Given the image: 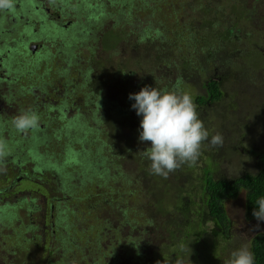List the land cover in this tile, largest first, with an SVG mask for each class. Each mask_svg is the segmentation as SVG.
<instances>
[{
    "label": "trees",
    "instance_id": "16d2710c",
    "mask_svg": "<svg viewBox=\"0 0 264 264\" xmlns=\"http://www.w3.org/2000/svg\"><path fill=\"white\" fill-rule=\"evenodd\" d=\"M193 1L142 0L141 2L138 0L140 7L148 12L145 17H136L139 28L141 23L148 24L153 21L164 25L165 30L159 32L145 25L144 32H141L137 26L133 25V29H130L131 32L120 36L119 44L122 59L112 65L110 69L108 91L113 97H116L117 108L120 106V102L122 108L130 110L129 113L124 115L125 112L120 110L123 113L121 114L117 108H111V105L104 99L103 101L97 100L94 96L89 95V98H82L78 110L70 115V125L72 126L70 129L65 125L62 128L59 127L60 129L56 128L55 123L46 124L50 125L52 129H46L45 125L39 128L40 134L36 138H38L41 146L45 144V151L49 154L55 150V140L58 139L59 135L61 136L62 143L59 145L58 154L65 159L71 154L74 158L72 164H76V170H82L86 159L90 158L88 153L90 150L94 152L97 148L96 145H102V149L105 147L102 142H98L96 139L97 129L99 133L102 132L100 138L102 136L106 138L105 134L108 135V130L113 131V134L108 135L109 138L112 142L124 145L129 153L134 149V145L139 144L134 155L131 156L140 167L138 177L140 182L132 190L136 194L135 200L138 202L141 199L138 189H144L148 195L151 194L148 202L151 205H146L150 213L143 214V221L147 222L150 231L143 228L137 243L121 244L113 238H109L108 242H105L109 232H116V227L112 228L109 221L98 222L91 224L86 233L80 229L82 233L79 235L80 237L76 236L78 237L77 240L71 236L70 241L67 237L63 240L56 239L64 244L62 247L64 252L61 256V263L55 264H116L119 262L125 264H177L178 261H182V264H220V254L232 243L228 237V227L231 221L226 213L225 201L236 199L242 193L244 216L248 220L254 218L253 209L258 207L256 201L264 196V150L252 151L256 164V171L253 173L242 172L236 176L227 177L219 171L215 163L210 160L199 162V158L195 164L182 166L181 169L171 173L166 179L150 174L148 171L150 162L142 158L139 153L150 145L139 142L138 129L142 117L137 116L135 110L131 108L134 101L129 100V94L139 92L145 85L157 87L164 91L187 92V90L183 91L181 81L175 75V81L173 80V72L167 66L168 64L172 65L171 57L163 58L167 51L173 50L175 51L174 55L179 57L181 56L180 52L185 53L186 50H190L189 47L191 46L196 49L200 41L197 35L200 34H203L201 38L205 44L204 39L213 37L215 22L218 18L221 19L225 12L231 18V30L237 26H249L257 39L262 34V28L258 25L264 23V8H260V6H264V0H253L257 5L252 2L248 4L245 0H196V4H193ZM219 1L221 3L226 2L227 7L220 9ZM202 3L209 6H203ZM211 3H216L214 9H212ZM172 8L173 10L170 11ZM124 11L128 12L129 10L126 11L124 7ZM128 13L123 18L131 14ZM169 18H172L173 21V23L170 22L171 29L165 21ZM201 18H206L207 21L208 19L211 20V24L199 26V30L190 33L185 30L186 20H193L197 24L202 23ZM123 25L128 27L130 22L124 21ZM175 25L180 29L179 32L175 30ZM231 30L227 28L226 34L230 36ZM186 34H189L187 38ZM77 44L79 46L84 45L81 42ZM125 45L128 46V50L131 48L134 50L135 57L133 55L131 57L129 53L125 54ZM79 46H77V50H79ZM163 51L164 54L161 55ZM198 57L199 54H191L176 60L182 63H194L191 65V69H193L199 65ZM129 61L132 63H128ZM199 68L201 70V79L199 78V80H201L200 85L203 90H200L202 92L192 96V98L197 106L200 119L209 132L210 139L215 133H220L221 128L230 126L226 114L232 113V106L225 102L220 80L213 74H207L203 67ZM123 74H126L123 80L118 82ZM174 74L180 77L186 76V68L181 66L176 69ZM194 84L198 86L197 83ZM76 86H80L79 83ZM118 89L123 91L122 98H118L116 93ZM74 102L77 104L76 101ZM91 103H94L93 106H89ZM217 116L220 117V123L218 126H214V118ZM90 120L94 122L93 126L90 124ZM64 122L65 120L61 117L59 124L62 125ZM29 132L30 130L26 133ZM57 133L58 136H56ZM119 134L120 136H118ZM122 138L125 140L124 143H121ZM73 143H76L77 146L72 145ZM141 144L144 146L141 147ZM67 145H71V147L63 156L62 148ZM106 145H110V143L108 142ZM202 148H208L211 151L217 149L209 146L207 141ZM15 153L13 150L11 151L14 156ZM105 159L104 156L101 164ZM97 164L99 166L100 161L96 160L95 163L90 161V165L95 168L96 172ZM81 172L79 171V173ZM104 172L106 169L101 170V174ZM140 183L145 187H141ZM125 184L127 187L124 191L128 192L129 185ZM73 185L78 187L80 184L73 183ZM49 190L50 195L55 197L56 186ZM167 195L169 201L165 205L164 198ZM46 203V206L49 207L47 201ZM129 207L131 208V206ZM138 207L140 206H134L133 209L137 210ZM124 209L128 210L127 207ZM61 216L58 215V217ZM61 219L64 221L63 217ZM122 221L127 222L128 218L123 217ZM79 240L85 241V243L80 245L77 242ZM221 242L223 245L219 244ZM33 244L37 248V242ZM55 248L58 251L61 247L56 245ZM20 249V253L15 250L14 252H17L15 254L10 249L15 255L11 259V264H40V258L35 262L28 257L38 253V250L33 249L32 244L29 245L26 241ZM249 249L253 253L254 264H264V231L252 236ZM45 253H41L40 256L45 255ZM18 257H22V259L18 260ZM42 264L52 263L50 260L42 258Z\"/></svg>",
    "mask_w": 264,
    "mask_h": 264
},
{
    "label": "rangeland",
    "instance_id": "374dc122",
    "mask_svg": "<svg viewBox=\"0 0 264 264\" xmlns=\"http://www.w3.org/2000/svg\"><path fill=\"white\" fill-rule=\"evenodd\" d=\"M133 3L129 5H121L126 11L129 10L131 13L126 18L122 17L121 13L117 16L116 10L106 18H104L103 24L100 25V29H95L93 35L85 37L84 41L81 42L84 45L76 49L74 56L71 58V61L68 64L62 62L61 56L54 57L51 52L48 50L43 51L44 57L34 58L33 57L27 61V64L23 62H18V72L22 73L20 76L19 83H24L27 81L24 76V71L31 68V70L39 69L41 67V62L43 60L51 61L45 62L44 67H48V72L39 75V70L28 75L30 81H34L37 85H42L36 87L38 96L37 98H31L30 95L23 94L18 92L11 93L8 109L0 113V126L3 130L2 134L8 133L13 136H18L17 141L23 142L26 138H29L28 145H30V151L28 154L32 155V158L26 159L31 163L30 166L38 165L37 169H42L41 173H34L41 176L42 180L44 178L50 179L49 185L56 186V189H59V195L63 193L67 195V202L65 201L63 205L68 206L69 210H64V221L61 219L67 227L63 230L62 227L58 228L60 233L57 235L58 238L62 239L66 237H74L75 240L80 237L82 233H86L90 229L91 224L98 222H107L112 228L116 227V232H109L105 242H108L109 238H113L119 241L121 244L127 243H137L139 241V236L141 235L142 229L145 228L150 231L149 225L147 222L143 221V214L147 215V212L150 213V210L147 208L149 204V199L151 194L142 189L140 191L141 199L136 201V194H134L132 188L138 186V180L140 167L137 161L131 156L134 155L139 144L133 146L131 153L127 152L124 148V145H119L118 142H112L109 138L113 131L108 130V135L106 138L102 136L101 140H104L103 143L106 145L108 142L110 145H106L103 148V155L106 157L105 161L98 166L97 173L92 176L91 180H84L80 187H76L75 190L66 191L65 188H61L59 178L64 175V172L71 170V168L76 169V164L74 158L71 154L69 157H66L65 163L55 169V162L44 159L45 144L41 146L40 142L36 138L39 133V128L45 125L46 129H52L50 123H55L57 128L61 126L60 119L65 115H52V113L45 106L36 108L34 111L38 113L40 117L39 124L42 126L31 129L27 133L17 132L11 125V119L18 115L21 111L27 110L29 105L38 106L41 102L47 100V95L39 91V88H44L46 92L53 88V93L50 95V100L54 101L59 97V92L63 89V84L65 83L64 71L62 68L65 67L69 74L70 81L78 82L80 74L86 72V74L92 78L84 86H76L72 92H70L71 98L74 94H77V101L82 102L83 96L81 92L85 91H97L98 88H101V91H106L110 84V69L117 61L122 59V52L120 49L121 35L131 32L130 29H133V25L139 27L136 17H145L148 13L146 10L139 8L138 0H133ZM217 1V0H214ZM248 4L253 2V0H245ZM203 2V1H202ZM193 4H196V0L193 1ZM212 9L216 7V3H211ZM101 6L102 4H98ZM203 6L208 4L202 3ZM220 9L222 7H227L226 2H218ZM257 5V4H256ZM174 6V5H173ZM209 6V5H208ZM211 7V6H210ZM264 8V6H260ZM168 10V9H167ZM166 10V11H167ZM170 10V9H169ZM173 8L170 10L172 11ZM165 12V11H164ZM198 15V13H197ZM82 16H77V21H80L79 18ZM130 22L128 27L123 25V22ZM167 25L170 27V22L173 23L172 18L165 20ZM202 23H194L193 20H186L185 30L190 33L196 30H199L200 27L204 25L211 24V20L206 18H201ZM154 23L156 31L165 30L164 25H161L157 22L151 21ZM180 23V22H179ZM145 24V23H143ZM147 24V23H146ZM200 26V27H199ZM232 21L228 17V14L225 12L222 14L221 19H217L215 22V28L213 37H208L203 43V34L197 35L199 43L196 47H189L190 50L180 52L181 56H175V51L170 50L164 54V51L161 55L163 58L168 59L171 57L172 65H169V70L174 73L179 66H182V62L176 59L183 57H188L191 54H199L198 62L199 65H196L195 68L189 69L186 68V76H183L181 79V86H183V91L194 96L198 93H201L203 88H201L199 78L201 79V70L199 67H203L204 70L209 75H215L220 80V86L224 91V99L226 104L232 106V113L226 114V119L229 121L230 126L227 128H221L220 134L224 137L223 147L217 148L213 151L206 148L201 150V156L199 157V162L203 161H212L218 166L219 171L227 176L233 177L242 172H255L256 164L254 152H260L264 150V23L258 25L262 28V34L259 39L255 37L254 32H252L251 27L249 26H237L231 30ZM115 28V30H111ZM172 26L170 27V29ZM175 30L179 32L178 26H174ZM231 30V35L226 34V29ZM67 31L73 30H58L59 33L66 36L68 40L74 39V33L65 34ZM147 32V30H145ZM183 31V28H182ZM117 33V34H116ZM101 34V35H100ZM189 34H186V38ZM77 37L80 34H76ZM59 35L55 36V33L52 34L51 43H54L53 40L58 39ZM60 40V39H59ZM53 49V48H52ZM200 49V50H199ZM68 52L69 49L66 48ZM125 54H128L132 57H135L134 50L131 48L128 50V46H124ZM133 52V53H130ZM11 55V54H10ZM13 62L16 61V55L12 54ZM129 60V59H128ZM129 61L128 63H130ZM132 63V62H131ZM44 70L43 68H41ZM24 72V73H23ZM24 75V76H23ZM200 75V76H199ZM18 80V79H17ZM175 81V76L173 78ZM108 83V84H107ZM194 83H197L195 85ZM16 84V83H15ZM14 84V85H15ZM195 87H193L192 85ZM196 88V89H195ZM70 90V88H69ZM71 91V90H70ZM52 92V91H51ZM20 94V95H19ZM61 96V95H60ZM15 100V101H13ZM71 99L69 98V102ZM77 102V103H78ZM117 102V101H116ZM75 104L72 102L71 105L75 108L80 106V104ZM94 103H91L89 106H93ZM118 104V103H117ZM122 106V103L119 102ZM0 105H2L0 103ZM42 105V104H41ZM12 106L14 109H12ZM17 107L19 109L15 110ZM12 109V110H11ZM71 112V108L68 109ZM58 113V112H57ZM67 114L66 116H68ZM220 123V117L217 116L214 118V126H218ZM90 124L93 126L94 122L90 120ZM65 126L72 127L67 125ZM89 131V129H87ZM22 135V136H21ZM59 134L57 133L56 136ZM102 135V132L99 133ZM108 136V138H107ZM120 136V134L118 135ZM55 150L54 154L58 153L59 145H61V136L59 135L58 139L55 140ZM124 138L121 139V143H124ZM15 142V141H13ZM76 142V141H75ZM79 143V141H77ZM80 144V143H79ZM72 145H76L73 143ZM143 147L144 144H141ZM19 152V151H18ZM41 152V153H39ZM212 152V153H211ZM40 159V161H39ZM53 165V167L43 168L42 164ZM35 169V170H37ZM102 169H107L106 172L101 174ZM58 170V171H56ZM59 177V178H58ZM77 178V175L75 174ZM106 179V180H104ZM16 182V180L14 181ZM7 182H0V190L2 191ZM129 185V191L125 192L124 189L127 187L125 184ZM35 184L34 181L23 179L14 186L17 187V190L20 188H30ZM36 185V184H35ZM141 187H145L140 183ZM15 190V189H14ZM16 191V190H15ZM3 193V192H2ZM169 201V196L167 195L164 198V204L167 205ZM140 206L137 210H134V206ZM151 205V204H149ZM226 213L229 219L231 220V225L229 228V236L232 240V243L228 245V248L225 249L220 255V264H224V261L229 258L232 250L239 248L242 244H246L249 247L250 234L247 235L252 230V225H256L251 220H246L244 216V200L243 194L240 193L236 199H228L224 203ZM131 206V208L129 207ZM124 207H127L128 210H125ZM153 211H155L153 209ZM21 214V213H20ZM128 218L127 222H123L122 218ZM19 218L17 211L13 213V218L11 223H8L7 226L0 228V257L1 256H10L9 253H20V248L24 246L26 239H24L23 232L19 233L20 228H23V225L27 222L25 218L17 220ZM17 220V221H16ZM31 226V223H30ZM264 229V223L260 224L259 231ZM30 229V228H29ZM81 229V230H80ZM129 234V235H128ZM78 236V237H76ZM25 237H29L25 233ZM223 235L221 236V238ZM80 245L85 243V241H77ZM223 245V243H219ZM60 245L58 251H56L55 246ZM64 244L56 239H53L50 250L45 253V255L40 256L39 253H35L33 256L29 255V259L37 262L38 258H43L44 260L48 259L52 264L61 263L62 252L64 251L62 247ZM201 247V246H200ZM7 248V249H6ZM2 249H6V252H3ZM10 249H13L10 251ZM17 252H14V251ZM12 254L13 256H15ZM50 257V258H47ZM14 258V257H13ZM18 260H21L22 257H18ZM38 264V263H35ZM116 264H125L124 262H119Z\"/></svg>",
    "mask_w": 264,
    "mask_h": 264
},
{
    "label": "flooded vegetation",
    "instance_id": "af4514ba",
    "mask_svg": "<svg viewBox=\"0 0 264 264\" xmlns=\"http://www.w3.org/2000/svg\"><path fill=\"white\" fill-rule=\"evenodd\" d=\"M133 2V0H16L13 10L0 11V103L2 104L0 105V113L8 109L9 101H11L9 95L13 92L21 93V95L26 93L30 95L31 98H37L38 93L35 92L37 89H35L33 85H36V87L42 85H37L34 81H30V78L28 79V75L36 72L37 70H39V75L48 72L49 68L44 67V64L45 62L51 61L43 60L39 69L32 71L31 68H28V70H25V73H23L26 76H23L27 81L23 84L19 83V78L22 73H17L18 62L27 64V61H29L32 57L33 59L36 57H44L43 51L48 50L54 57L58 58L61 56L60 58L62 62L64 61L65 64H68L74 56L77 46H79V44H77L78 42H83L85 37L93 35L95 29L99 30L100 25L103 24L102 20L108 17L114 9L116 10L117 16L121 13H123L122 17L125 14H129V11L125 12L121 5H124L125 3H128L129 5ZM98 4L102 5L99 6ZM139 8H141L140 4ZM77 16H82V18L78 17L80 21H77ZM145 25H147L150 29H157L155 28L154 23H141V27H138V30L144 32L143 29ZM61 29L73 30L67 31L65 34L74 33V39L68 40L65 35L58 32V30ZM111 30H115V28H111ZM54 33L55 36L59 35L60 37H57L58 39L53 40L54 43H51L50 38ZM76 34H80V36L77 37ZM66 48L69 49L68 52L66 51ZM10 54L16 55L17 58L15 62H13ZM62 71H64L63 74L65 76V83L63 84V89L59 92V97L54 101L50 100L53 88L48 93L41 87L39 88V91L47 95V100L44 102L40 101L38 106L30 104L28 109L34 111L36 108L45 106V108L47 107L53 116L65 115L62 118L69 126L71 124L70 115L74 114L79 107L77 106L74 108L71 105L74 101L78 102V93L74 94L71 98L70 92L76 89V85L78 83L80 86L81 84L84 86L88 81L92 80V78L89 77L86 72H83V74H80L79 81L73 82L68 80L69 69L67 70L63 67ZM125 75L126 74H123L118 82L123 80ZM116 93L118 98H122L123 91L118 89ZM81 95L86 98H89V95L94 96L97 100L101 101L104 99L111 105V108H117L118 105L115 99L116 97H113L108 89L106 91H101V88H98L97 91L95 89V91L90 90L83 93L81 92ZM69 98L71 99L70 102ZM69 107L71 108V112L68 110ZM12 109H14L13 106ZM17 109H19V107L15 110ZM117 109L118 112H120V110L125 112L124 115L130 111L129 109L122 108L121 105L118 106ZM122 112L120 113L123 114ZM67 114L69 115L66 116ZM65 122L62 125L60 124L61 126L59 127L62 128L63 125H65ZM42 125L43 124H39L38 127ZM2 133L3 130L0 126V140H4L7 143L9 151L4 162L0 164V182L8 181L5 188L2 191L0 190V228L6 226L8 223H11L13 213L17 211L20 219L25 218L26 220H29V222L24 224L23 228H21V232L23 230L24 234L27 233L29 235V237H24V239H26L27 244H32L33 249L38 250L40 255L50 249L53 239H60L57 237L60 233L58 228L63 227L64 230L65 227H67L63 222H61V217L64 218L65 216L64 210H69L68 206H62L65 201L67 202V195L61 193L63 196H60L58 193L59 189L55 190V197L50 195L49 189L54 187H50V179L44 178L42 180V177L37 175L38 173L40 174L42 170L37 169L36 165L38 164L36 163L35 165L30 166L32 162L30 163L29 160L26 161V159L32 158V155L28 154V151H30V145H28L27 142L29 138H26L23 142H21L17 141V136ZM96 133V139L105 143L104 140L100 139L98 129ZM85 141L88 142L86 139ZM96 146L97 148L94 152L90 150L88 153L90 158L86 159L82 170L71 168L70 171L67 170V172L64 173L66 175L60 177L62 179L61 181L58 177L61 188L63 187L66 190H75L77 186H74L73 183H78L79 185L84 180L92 179V176L97 172L95 168L90 165V161L95 163L96 160H98L101 164V160L104 158L103 149L101 148L102 145ZM70 147L71 145H67L62 148L63 156H65L64 153ZM12 150L16 152L15 156L11 154ZM43 154L44 159L55 162V169L58 166H62L66 161L64 160L65 158H62V156L58 153L54 154V150L50 154L48 152ZM42 166L43 168H49L52 165L49 166L45 163L42 164ZM96 169H98V164L96 165ZM34 171L38 172L36 174V178L33 177L35 173ZM79 171L82 172L79 173ZM75 174L77 175V178L75 177ZM23 179H26L27 181H34L36 185L33 184L30 188H20L17 190V187L14 185ZM15 180L16 182H14ZM78 187H80V185ZM53 200H55V202H53ZM46 201L48 202L49 207L46 206ZM58 215L62 216L58 217ZM249 220L255 223V218ZM263 223L264 222H261V224ZM229 224L231 225V223ZM230 225L228 227V231ZM253 226L254 225L251 227V232L247 234L251 235L250 238H248L249 242L254 234L264 231L263 228L259 231L260 227L259 229H253ZM67 239L70 241V237H67ZM34 242H37V248L34 247ZM2 250L3 252H6V249ZM12 258L13 255L8 257L3 255L0 257V264H11ZM40 260V264H42V258H40Z\"/></svg>",
    "mask_w": 264,
    "mask_h": 264
},
{
    "label": "clouds",
    "instance_id": "9594fccd",
    "mask_svg": "<svg viewBox=\"0 0 264 264\" xmlns=\"http://www.w3.org/2000/svg\"><path fill=\"white\" fill-rule=\"evenodd\" d=\"M15 2L16 0H0V11L13 10ZM193 64L183 62L182 66L191 69ZM167 66L169 67V64ZM174 75L181 81L182 77ZM128 98L134 101L131 108L137 116L142 117L138 139L139 142L148 143L150 146L139 153L150 162V174L166 179L182 166L195 164L206 141L213 148L223 147L224 137L219 132L209 139V132L200 119L190 94L175 90L164 91L145 85L139 92L130 93ZM39 121L38 113L27 109L15 115L11 119V125L17 132L26 133L37 128ZM8 151L7 143L0 140V164L4 162ZM256 205L258 207L253 209L252 215L257 223L253 229H259L261 222H264V196L257 199ZM19 220L21 221L20 218ZM28 222L29 220L25 224ZM18 232H21V228ZM177 264H182V261ZM224 264H254V256L249 247L242 244L231 251Z\"/></svg>",
    "mask_w": 264,
    "mask_h": 264
}]
</instances>
